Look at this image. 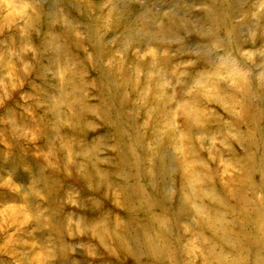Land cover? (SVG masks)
Segmentation results:
<instances>
[{"label": "rangeland", "instance_id": "1", "mask_svg": "<svg viewBox=\"0 0 264 264\" xmlns=\"http://www.w3.org/2000/svg\"><path fill=\"white\" fill-rule=\"evenodd\" d=\"M0 264H264V0H0Z\"/></svg>", "mask_w": 264, "mask_h": 264}]
</instances>
